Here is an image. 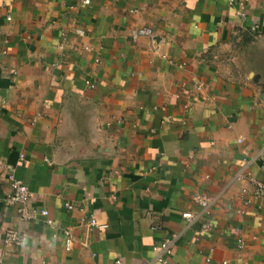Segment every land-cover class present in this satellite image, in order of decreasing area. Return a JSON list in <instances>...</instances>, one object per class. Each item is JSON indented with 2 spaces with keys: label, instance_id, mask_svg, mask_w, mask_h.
<instances>
[{
  "label": "crops",
  "instance_id": "1",
  "mask_svg": "<svg viewBox=\"0 0 264 264\" xmlns=\"http://www.w3.org/2000/svg\"><path fill=\"white\" fill-rule=\"evenodd\" d=\"M263 166L264 0H0V264H264Z\"/></svg>",
  "mask_w": 264,
  "mask_h": 264
},
{
  "label": "built area",
  "instance_id": "2",
  "mask_svg": "<svg viewBox=\"0 0 264 264\" xmlns=\"http://www.w3.org/2000/svg\"><path fill=\"white\" fill-rule=\"evenodd\" d=\"M142 36H152V31L150 29H141L133 33V38L135 40ZM237 180L240 182L247 180L253 186L254 188L253 193L250 194L252 200L264 198V178L257 179L250 172L247 173L243 172V174H240V176H238ZM247 193L248 192L246 189H242V194H247ZM193 201L201 208L202 213L205 214H207L208 210L211 208V206L214 203V200L212 198L201 193H195L193 195ZM5 202L7 206H15L17 208L20 220L22 222L24 223L36 222L40 218H43L45 224L48 227L55 229L54 221L49 217L48 210L39 211L35 208H31L30 206L31 193L29 191V188L23 181L14 179L11 182V192L6 197ZM248 203H251V201H248ZM65 207L68 210L73 209L70 204H66ZM181 217L188 224H192L196 220V217L193 216L190 212L182 213ZM90 225L91 228L105 229L108 227V225L106 224L104 225L99 224L97 220L94 218L90 221ZM151 229L153 231L156 230L158 231L161 229V227L159 225H153ZM61 233L65 238V250L70 251L73 248V235L69 230H62ZM56 236L57 233L54 234V237ZM176 239H177L176 236L167 237L161 240L160 242H158L157 244H155L152 248V251L154 253V260L149 264H167L169 262L170 257L173 255ZM27 240L28 239L26 234H22L16 230H8L5 233V237H4V242L6 245H13L16 247L23 246L27 242ZM142 264H148V263H142Z\"/></svg>",
  "mask_w": 264,
  "mask_h": 264
}]
</instances>
